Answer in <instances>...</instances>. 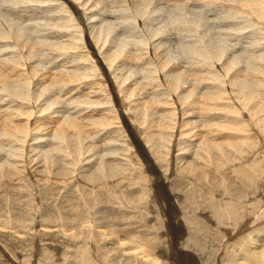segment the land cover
<instances>
[{"label":"bare ground","instance_id":"bare-ground-1","mask_svg":"<svg viewBox=\"0 0 264 264\" xmlns=\"http://www.w3.org/2000/svg\"><path fill=\"white\" fill-rule=\"evenodd\" d=\"M156 1L2 0L0 264H264V0Z\"/></svg>","mask_w":264,"mask_h":264},{"label":"rangeland","instance_id":"rangeland-1","mask_svg":"<svg viewBox=\"0 0 264 264\" xmlns=\"http://www.w3.org/2000/svg\"><path fill=\"white\" fill-rule=\"evenodd\" d=\"M161 1V0H160ZM156 1L155 2V4H154V2L150 5V6H152V7H150L149 9L151 10H149L148 9V11H147V13H146V15H148V16H150V17H148V16H146L145 15V17L148 19H153L154 17V19H156L157 21H159V22H161V26H164V24H166V23H168L167 21L169 20V17L171 16V15H173V13L175 14V15H177L178 16V14H179V18H182V17H185V18H183V19H186V16H188L187 17V19H188V22H190V20L192 21V20H194V21H196V23L198 22V21H200V22H198L197 24H199V29H200V27L202 26L203 28H201L200 30H205V28L207 29V27L210 29V30H212V31H214L215 29H218V28H216V27H214V26H216L217 25V27L218 26H221V24L222 23H229V21H228V19H226V18H223L224 17V15H223V13H222V9H215L213 6V8L212 7H202L198 2H195V1H190L189 0V2H188V4L186 3L184 6H183V8H185V9H183V8H181V9H178V8H176L175 9V7H173V5L172 4H170V3H165V1L163 2V1ZM162 3V4H160V3ZM191 2V3H190ZM157 3H159V5L157 4ZM165 3V4H164ZM0 23H4L5 21H9V18L7 17V16H4L5 14L3 13V11L4 10H6L5 8H3L2 7V0H0ZM188 5V6H187ZM195 5V6H194ZM169 6V7H168ZM190 6V7H189ZM200 6V7H199ZM168 7V8H167ZM171 7V8H170ZM194 7V8H193ZM159 8H162V9H160L159 10ZM188 8V10H186ZM193 8V9H192ZM198 8V9H197ZM204 8V10L205 11H203V10H201V9H203ZM206 8L208 9V10H206ZM158 9V10H157ZM165 9H166V12L164 13V11H165ZM167 9H168V11H170V13H169V16H167ZM172 9H173V11H172ZM153 10V11H152ZM176 10H178V11H176ZM179 10H180V12H179ZM182 10V11H181ZM183 10H184V12H186V14L185 13H183ZM196 10V11H195ZM211 10H213L212 12H211ZM157 11H159V13L157 12ZM163 11V12H162ZM188 11H189V13H188ZM202 11V12H201ZM182 12V13H181ZM196 12V13H195ZM203 13L202 14V16H201V13ZM210 12V14H208ZM116 14L115 15H117V12H115ZM120 14H118L119 15V17L122 15L121 14V12H119ZM188 13V14H187ZM194 13V14H193ZM199 13H200V15H199ZM205 13V14H204ZM216 13H218V15H216ZM4 14V15H3ZM125 14L127 15V12H125ZM181 14V15H180ZM213 14V15H212ZM222 16H221V15ZM158 15V16H157ZM198 15V16H197ZM205 15V16H204ZM208 15H210V16H208ZM211 15H212V17H211ZM2 16V17H1ZM163 16V17H162ZM196 16L198 17V18H196ZM199 16H201V18L199 17ZM13 17V16H12ZM117 16H115L113 19H117L116 18ZM166 19H165V18ZM194 17H195V19H194ZM5 19V21H3L4 19ZM199 18L200 19H202V20H199ZM212 19V21H210L211 22V24H208V23H210V22H208L209 20L208 19ZM218 18V19H217ZM221 18H223V19H221ZM168 19V20H167ZM206 19V20H205ZM224 19L226 20V22L224 21ZM162 20V21H161ZM203 20H205L204 22H203ZM217 20H218V22H217ZM14 21H15V18L13 17V18H11V23H13V25H14ZM29 21V20H28ZM115 23H116V27H115V29H114V34H120V35H123V30H125L123 27H125L126 28V30H128L129 29V27H130V33H137V31L134 29V30H132L131 29V27H133L132 25L133 24H131L130 23V21H128V20H126V23H125V21L122 19L121 21H120V19L118 18L117 19V21L121 24V26H120V24L116 21V20H113ZM202 21V22H201ZM207 21V22H206ZM215 21V22H214ZM31 22V24L29 25L30 26V28L32 29V26L34 25L33 24V22L35 23V21H33V20H31L30 21ZM123 22V23H122ZM155 22V21H154ZM153 22V23H154ZM213 22V23H212ZM29 24V22H25L24 24L26 25H23L22 24V22L20 23V24H22V26H24L25 28L26 27H28L27 26V24ZM114 23V24H115ZM32 25V26H31ZM119 25V26H118ZM154 25H157V23L155 22L154 23ZM211 26V28L209 27V26ZM122 28V30L120 29V28ZM29 28V27H28ZM28 28H26V29H28ZM134 28V27H133ZM215 28V29H214ZM214 29V30H213ZM120 30V31H119ZM124 31V34H127L128 35V33H127V31ZM249 30V29H248ZM247 30V31H248ZM30 31H34V27H33V29L32 30H29V32ZM116 32V33H115ZM181 34V35H180ZM180 34L178 33L177 35H179V36H177V38H176V34H173V35H171V37H167V40L166 41H163V43H165L164 44V48H166L169 52L171 51V52H173L174 54H177L178 55V53H179V51L183 48V47H181V46H184L185 47V45H186V43H188L190 40H192V39H189V37L190 36H192V35H190V34H186V32H185V34H184V32H180ZM189 35V36H188ZM170 36V35H169ZM174 36V37H173ZM185 36V38L183 39H181L182 41H180V38L181 37H184ZM188 37V38H187ZM179 39V40H178ZM170 40V41H169ZM176 40V41H175ZM184 40V41H183ZM185 40H187V41H185ZM174 41L176 42V43H174ZM173 42V43H172ZM178 42H179V44H178ZM168 43V44H167ZM171 43V44H170ZM185 44V45H183V44ZM173 44H175V45H173ZM181 44V45H180ZM169 45V46H168ZM241 45H243V46H245L246 45V43H241ZM166 46V47H165ZM174 47V48H173ZM179 47H180V49H179ZM238 47H240L239 45H238ZM172 48V49H171ZM241 48V47H240ZM170 49V50H169ZM170 52V53H171ZM129 138H131L130 137V135H129ZM163 207V206H162ZM162 209V208H161ZM151 211V210H150ZM153 212H157V210H154ZM163 219V222H162V220H161V224L162 225H160L161 227V229L159 228V231H158V236H160L161 237V239L162 238H164L165 236H166V232H167V228H165V226H166V220L164 219V218H162ZM165 220V221H164ZM146 222L149 224V223H154V222H151V220H149V219H147L146 220ZM165 223V224H164ZM161 234V235H160ZM163 243H164V247H163V245H162V247L158 250V252H157V255L159 256V258L160 259H162V261L164 262V264H171V262H172V258H171V255H169V252L167 251L168 249L165 247L166 246V240H164L163 241ZM121 248H122V250H124L125 252L124 253H122V254H126V252H127V250H126V246L125 245H122L121 246ZM54 249H56V248H54ZM162 254V255H161ZM115 256V255H117V253H112V255H110V257L111 256ZM128 255V254H127ZM127 255H125V256H127ZM164 255H166V256H164ZM164 260H167V261H164ZM169 260H171V261H169Z\"/></svg>","mask_w":264,"mask_h":264}]
</instances>
